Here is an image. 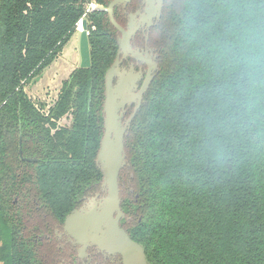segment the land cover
Segmentation results:
<instances>
[{
    "label": "trees",
    "instance_id": "1",
    "mask_svg": "<svg viewBox=\"0 0 264 264\" xmlns=\"http://www.w3.org/2000/svg\"><path fill=\"white\" fill-rule=\"evenodd\" d=\"M111 1L0 0V264H45L38 207L63 221L103 178L95 160L117 42L92 5ZM81 19L91 66L62 81L46 114L26 86ZM151 36L159 70L125 139V228L150 264H264V0H166ZM72 108L73 126L53 134Z\"/></svg>",
    "mask_w": 264,
    "mask_h": 264
},
{
    "label": "water",
    "instance_id": "2",
    "mask_svg": "<svg viewBox=\"0 0 264 264\" xmlns=\"http://www.w3.org/2000/svg\"><path fill=\"white\" fill-rule=\"evenodd\" d=\"M131 0H112L108 6H99L107 12L111 24L121 33L117 59L105 74L104 133L100 140L96 163L103 178L100 191L89 198L82 206L73 209L65 219V231L72 237L74 244L83 248L96 247L108 255H120L122 264H150L144 246L132 238L122 227L125 216L121 203L120 174L127 165L125 139L137 112L141 108L144 93L152 83L159 65L150 64L148 76L142 88L137 89L136 81L140 73L124 71L120 73V55L132 53L130 41L139 27L145 24L152 26L160 21L165 0H146L145 12L131 14L127 29L115 18V8ZM79 37L80 67L91 66V53L87 20L81 22ZM133 57L147 62L145 56L135 52ZM119 76L117 85L113 80ZM132 102L137 106L133 115L123 121L125 107Z\"/></svg>",
    "mask_w": 264,
    "mask_h": 264
},
{
    "label": "flooded vegetation",
    "instance_id": "3",
    "mask_svg": "<svg viewBox=\"0 0 264 264\" xmlns=\"http://www.w3.org/2000/svg\"><path fill=\"white\" fill-rule=\"evenodd\" d=\"M165 1H164V5H165ZM95 7L99 8V6H95ZM115 9L117 10V12H119V16H120L118 18V20L117 19L116 20L118 21V23L120 25H122L125 29H127L131 14H136L137 12H145L146 0H131L128 3L121 4V5L117 6ZM158 23H159V21H154V24L152 26H149L148 24L140 26L138 31L136 32V34L132 37V39L130 41L131 48H132L133 52L129 53V54L122 53L120 55V60H121V62H120V73H123L124 71L130 72L131 70H133L135 73L141 74V77L139 79H137V81H136L137 89H135V92H138L142 88V86H143V84H144V82L148 76L150 64H153L155 62L158 64L160 49L155 45V43L152 40V36H151L152 29ZM120 36H122L121 33L115 28V38H116V42H117V50H116V55H115L114 61L117 59L118 51L120 48V45L118 42V38ZM135 52H138V53L142 54L143 56H145V58H146L145 60L147 62L134 58L133 54ZM55 61H57V59ZM114 61H113V63H114ZM78 67H80V66H78ZM45 71H46V69L44 70V72ZM44 72L41 76L44 75ZM41 76L37 77L34 80H37ZM69 77H70V75H68V77L66 79H68ZM118 81H119V76H116L113 80V84L117 85ZM153 81H154V79H153ZM104 82H105V78H104ZM151 85H152V83L150 84L147 92L144 93V95H143L141 108L146 103V99H147V96L149 94ZM104 86H105V83H104ZM61 87H62V85H61ZM61 87L59 89V92L56 95V98H54V100L51 103L47 102L45 100H39V99L33 98L31 95H29L27 89H26V92L29 95V97H31L33 100L39 101L40 106H39V104H36L37 107H39V109L41 111L48 114L50 108L56 106V104H57V101L59 99V94L61 92ZM26 88H27V86H26ZM104 101H105V88H104V100H103V105H102L103 133H104ZM42 103H45V106H44L45 108H43V109L41 108ZM136 106H137L136 102H132L131 104H129L125 107L124 115H123V121L124 122L127 121L133 115V113L136 109ZM140 109H139V111H140ZM138 112H137V114H138ZM52 121H54V123H56V125L54 127H52V133L53 134L56 131L72 127L74 124V121H75L74 109L73 108L69 109L60 118H58V119L53 118ZM49 126H51V125L49 124ZM131 126H132V124H131ZM103 133H102V136H103ZM21 155H22V151H21ZM24 160L36 162L38 159L37 158H24ZM96 165H97V163H96ZM97 167H98V165H97ZM101 181L98 184L95 183V184L88 186L84 190L82 195L78 198L76 206L73 209L82 206L89 198L93 197L96 193H98L100 191ZM131 191H133V189H131ZM17 200L18 199L16 198L15 201H17ZM38 209L44 213L45 219H47V221H48V223L42 228V230L36 231L35 236L37 237V239H34L35 241L39 240L42 244V245H40L41 255L43 256V260H44L45 264H122V259H121L120 255H108L104 252H101L96 247L83 248L81 245L74 244L72 237L65 231V227H64L66 216L73 209L69 213L66 214L63 221H61L56 216H54L53 213L51 212V210L46 206V204L40 205V207H38ZM46 211H47V213H46ZM123 211L125 213V216L121 220V225H122V227L125 228V222H130L131 217H127V213L125 212V210H123ZM48 213H50V217L48 216ZM123 220H124V222H123Z\"/></svg>",
    "mask_w": 264,
    "mask_h": 264
},
{
    "label": "rangeland",
    "instance_id": "4",
    "mask_svg": "<svg viewBox=\"0 0 264 264\" xmlns=\"http://www.w3.org/2000/svg\"><path fill=\"white\" fill-rule=\"evenodd\" d=\"M79 37L80 31L77 29L57 61L46 69L43 76L27 85L29 95L50 103L56 98L62 81L80 66Z\"/></svg>",
    "mask_w": 264,
    "mask_h": 264
},
{
    "label": "built area",
    "instance_id": "5",
    "mask_svg": "<svg viewBox=\"0 0 264 264\" xmlns=\"http://www.w3.org/2000/svg\"><path fill=\"white\" fill-rule=\"evenodd\" d=\"M95 6H96L95 4L92 5L93 8H95ZM82 20H83V19H81V20L79 21L78 26L81 24ZM81 27H82V25H81ZM77 29H78V28H77ZM81 29H82V28H81ZM79 31L81 32V30H79Z\"/></svg>",
    "mask_w": 264,
    "mask_h": 264
},
{
    "label": "bare ground",
    "instance_id": "6",
    "mask_svg": "<svg viewBox=\"0 0 264 264\" xmlns=\"http://www.w3.org/2000/svg\"><path fill=\"white\" fill-rule=\"evenodd\" d=\"M78 30H81V24L78 26Z\"/></svg>",
    "mask_w": 264,
    "mask_h": 264
}]
</instances>
